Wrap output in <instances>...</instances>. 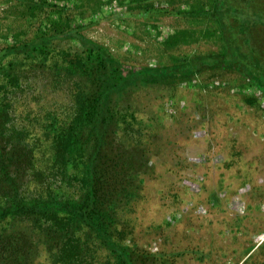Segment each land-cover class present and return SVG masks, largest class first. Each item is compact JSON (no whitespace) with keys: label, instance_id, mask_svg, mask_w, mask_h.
I'll return each instance as SVG.
<instances>
[{"label":"rangeland","instance_id":"374dc122","mask_svg":"<svg viewBox=\"0 0 264 264\" xmlns=\"http://www.w3.org/2000/svg\"><path fill=\"white\" fill-rule=\"evenodd\" d=\"M224 1L264 17V0ZM218 2L0 0V100L13 109L9 135L33 132L26 140L36 144L35 170L51 164L47 126H81L75 113L90 101L101 121L110 118L98 128L102 159L115 156L116 144L137 151L128 189L135 197L120 202L110 227L125 240L105 250L84 229L92 251L83 264H130L123 245L143 252L144 264L152 256L165 264H264V87L223 61L230 46L261 74L264 26L246 31L218 13ZM88 134L71 177L82 176L92 153ZM23 180V195L31 196L37 184ZM47 183L59 202L85 194L86 184L55 169ZM0 240L8 259L0 264H62L60 240L45 225L3 217Z\"/></svg>","mask_w":264,"mask_h":264},{"label":"trees","instance_id":"16d2710c","mask_svg":"<svg viewBox=\"0 0 264 264\" xmlns=\"http://www.w3.org/2000/svg\"><path fill=\"white\" fill-rule=\"evenodd\" d=\"M217 5L220 6L218 13L221 8L224 9L223 18L228 16L238 19L246 31L254 25L261 24L264 26L262 15L250 12L248 9L244 12L238 11L229 4L227 5L224 0H219ZM223 18L219 17L221 24H224ZM227 51L223 60L224 63L244 70L253 77L256 84L264 87V70L261 74L254 76L234 56L230 46H228ZM90 103L89 110L75 113L74 119L76 118V123L82 122L81 126H76L74 121L67 126H59L54 123L47 126L53 134V141L48 148L51 164L46 170H35L33 153L36 144L32 142L30 144L26 140L33 132L14 128L10 130L12 133L9 135L6 126L9 118L13 115V109L9 112L7 106V109L4 110L3 101L0 100V218L23 219L36 225H45V232L50 237L60 240V247L56 256L59 257L62 264H83L86 261L87 258L85 257L91 253L92 249L89 244L88 246L85 245L88 243L87 240L80 236V234H86L84 229L100 238L99 245H102L105 250H108L109 245L117 248L119 242H124L125 232L121 229L119 232H115V228L110 227L115 222L113 216L116 211L115 208L120 205L123 199L129 200L128 198L131 197L132 191L128 190L129 176L138 169L135 163L138 159L137 151L133 150L126 153L119 148L124 147L122 144H116L118 152L111 160L102 159V138L98 128L107 124L110 118L105 121L102 120V122L99 119L100 110H95L94 102L90 101ZM88 129V135H91L94 140L93 150L87 156L85 170L78 179L76 176L71 177L68 167L73 162V158L84 153L81 136ZM85 140L90 142L88 137ZM82 143L86 142L82 141ZM141 154L143 155L144 152ZM104 156L106 157V153ZM28 165L33 166L31 175ZM54 169L56 172H60L68 182L72 181L73 178L77 180L79 187L86 184L82 200L78 202L68 200L59 202L60 200H57V194L53 195L50 184L47 183L50 176H53ZM111 176L113 178L109 179ZM26 178H31L30 181L37 184L35 188L38 187L28 197L23 195L25 192L21 190L22 183H26V180L23 179ZM133 195L135 197L134 193ZM110 233H116L117 238H112ZM0 242L4 244L2 240ZM68 243L70 244L67 245ZM10 245V242H7L3 249ZM120 249L126 251L125 255L128 256L130 264H144L148 260L143 252L134 254L130 246L123 245ZM10 250H12L10 254L16 251L15 249ZM3 253L0 251V262L8 260L2 257ZM149 261L151 264H158V261L160 264L166 263L162 256H152Z\"/></svg>","mask_w":264,"mask_h":264}]
</instances>
